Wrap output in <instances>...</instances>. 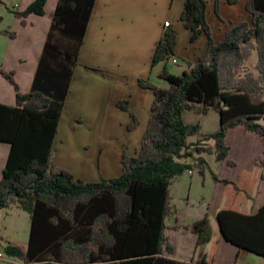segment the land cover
<instances>
[{"label": "trees", "instance_id": "trees-1", "mask_svg": "<svg viewBox=\"0 0 264 264\" xmlns=\"http://www.w3.org/2000/svg\"><path fill=\"white\" fill-rule=\"evenodd\" d=\"M47 1L33 0L23 11L9 12L25 26L30 15H44ZM94 4L95 0L57 1L27 94L20 93L13 72L0 67V76L16 96L14 106L0 103V143L10 146L0 178V211L17 205L30 224L25 246L0 235V248L5 257L22 264H178L170 258L173 245L165 235L171 183L193 168L203 176L206 163L198 155L209 152L204 144L209 140L214 142L215 159L234 166L225 144L233 128L243 127L264 145V0H247L250 21L230 27L217 43L206 17L207 2L185 0L180 21L190 31L191 43L206 36V50L194 64L182 60V73L175 76L168 61L175 56L177 34L172 26L165 28L151 66L162 65L157 77L167 86L138 81L154 95L139 151L135 156L122 151L121 174L95 183L56 167L52 158ZM214 12L218 16V0ZM0 34L16 36L4 30ZM254 56L256 61L250 63ZM128 104L122 100L115 106L128 112ZM188 111L204 116L215 111L222 121L216 131L203 135L202 142L190 144L188 139L199 134L200 126L185 122ZM130 116L132 130L138 119ZM263 171L264 152L235 182L209 171L223 190L215 214L191 225L196 236L191 264L213 263L220 236L237 250L264 258V202L257 211L251 209Z\"/></svg>", "mask_w": 264, "mask_h": 264}, {"label": "crops", "instance_id": "crops-1", "mask_svg": "<svg viewBox=\"0 0 264 264\" xmlns=\"http://www.w3.org/2000/svg\"><path fill=\"white\" fill-rule=\"evenodd\" d=\"M32 1L0 0V33L4 30L16 34L14 38L0 34V67L13 72L21 94L30 91L58 0H48L44 15H30L25 26H22L20 19L9 11H23ZM205 1L206 17L216 43L224 38L227 29L241 22L242 15L247 16L244 6L239 7V3L228 5L224 0H218L219 13L216 16L215 0ZM184 2L95 0L53 141L52 158L56 167L68 171L83 182L95 183L102 178L113 179L121 174L122 151L128 156H135L136 151H139L142 135L150 119L154 95L151 90L140 86L138 81L148 80L159 87L167 86L157 77L162 65L151 66L156 43L161 40L165 30L164 24L168 22L177 34L174 48L177 64L182 60L196 63L207 47L204 34L195 43L190 42V31L180 21ZM168 68L175 76L183 70V66H180V73L175 74L170 65ZM15 100L13 87L0 76L1 104L14 106ZM122 100L129 102L128 112L115 106V103ZM130 113L138 119L137 126L132 130L128 129L132 119ZM259 139L241 126L231 129L225 144L230 148L228 158L234 162V166L226 164L231 168L230 175L226 178L217 175L218 178L235 182L240 172L251 170L255 160L264 152V145ZM206 144L209 145V142ZM9 147L8 144L0 143V178L7 162ZM205 169L210 168L208 165L202 168L203 173ZM171 190L172 185L169 187L172 199ZM222 190L221 184L215 183L211 204H207L202 213L193 217L188 216L191 215L189 211H175L170 199L171 213L165 220V235L173 245L174 251L170 258L176 263L191 264L196 245L191 225L206 214H215ZM188 200L185 204L190 209ZM263 202L264 181L258 187L256 200L251 205L252 211H257ZM13 205L0 211L3 221L9 216L8 211ZM168 218H171V224ZM5 259L7 262L15 261L12 258ZM211 264H264V258L246 250H237L220 236Z\"/></svg>", "mask_w": 264, "mask_h": 264}, {"label": "rangeland", "instance_id": "rangeland-1", "mask_svg": "<svg viewBox=\"0 0 264 264\" xmlns=\"http://www.w3.org/2000/svg\"><path fill=\"white\" fill-rule=\"evenodd\" d=\"M235 1L236 2L234 4L239 3V7L242 8L244 6L245 8L247 0H235ZM211 9L212 8L210 6V10ZM248 14L249 13L247 12L246 14L247 16H243V15L241 16L242 19L241 22L250 21V17ZM255 61H256V56L252 57L250 63H254ZM169 65L170 68L173 69L175 74H179L180 66H183L181 62L175 65L171 63L170 60L168 61V66ZM163 83L166 84L165 82ZM185 119H186L185 122L189 124L198 123L200 126L199 134L188 139V143L190 144H194L197 141L202 142L203 135L205 136L210 132L216 131L219 127L220 122L222 121L221 115L215 111H210L205 116L197 115L195 113L188 111L186 112ZM207 142H209V145H211L212 147L206 144ZM207 142L204 144L209 152L204 154L201 153L200 155H198V157L203 159V161L206 163V166L207 165L209 166L210 169L208 170L218 175L219 177H225V178L228 177L230 175L229 170H231V168L228 167L229 165L228 166L226 165L227 163L225 162L219 163L217 162V160H215L214 154L216 153H215L214 142L212 140H209ZM198 157L197 155H194V158H198ZM227 159H229L228 156ZM194 164L197 163L194 162ZM208 170L205 169V172L203 173L202 176L201 174L198 173L197 168H193L192 176H189L186 171L180 177L174 180L173 183H171L172 185L171 206L175 211L182 212V210H186L189 211L188 212L189 214H191L188 216L193 217L198 213H202L206 208L207 204H211L212 200L214 199L212 195H213L215 182L212 180ZM187 200L190 201L189 202L190 209L186 208ZM8 212H9V216L4 221L0 213V235L5 239V241H10V242L12 241L14 244L18 246H24V244L28 240V233H29L28 214L19 208L18 209L15 208L14 205L11 207V209H9ZM167 220L171 224V218H168ZM0 252H2V250H0ZM7 261L8 260L5 259L4 256L3 258L0 259V264H22L20 261H9V262Z\"/></svg>", "mask_w": 264, "mask_h": 264}, {"label": "built area", "instance_id": "built-area-1", "mask_svg": "<svg viewBox=\"0 0 264 264\" xmlns=\"http://www.w3.org/2000/svg\"><path fill=\"white\" fill-rule=\"evenodd\" d=\"M169 25H170V24H169L168 22L164 24L165 28H166V27H169ZM170 62L173 63V64H175V65H177V63H178V61L175 59V57L171 58V59H170ZM187 174H188L189 176H191V175L193 174L192 170L187 171ZM4 256H5V255L3 254V252H0V259L3 258Z\"/></svg>", "mask_w": 264, "mask_h": 264}, {"label": "water", "instance_id": "water-1", "mask_svg": "<svg viewBox=\"0 0 264 264\" xmlns=\"http://www.w3.org/2000/svg\"><path fill=\"white\" fill-rule=\"evenodd\" d=\"M222 237V236H221ZM222 239H224L223 237H222Z\"/></svg>", "mask_w": 264, "mask_h": 264}]
</instances>
